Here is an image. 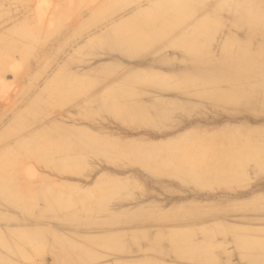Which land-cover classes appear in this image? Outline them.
Here are the masks:
<instances>
[{"label": "rangeland", "instance_id": "374dc122", "mask_svg": "<svg viewBox=\"0 0 264 264\" xmlns=\"http://www.w3.org/2000/svg\"><path fill=\"white\" fill-rule=\"evenodd\" d=\"M214 1L195 0V9L190 12L193 3L185 4L182 0L180 4L186 11L182 18H173L180 20L175 31L191 32V28L202 20L211 28L203 32L209 35L206 51L214 58H226L221 60V65H229L228 60L233 63L232 59L242 56L244 50L253 53L258 64H264V29L247 30L244 24L233 29L234 18L228 17L227 11L235 9L236 5L230 0ZM161 2L156 6L154 0H0V229L32 223L36 226L41 222L42 228L63 234L75 233L74 242L96 254V264H155L158 261L191 264L174 261L172 256L162 257L167 244L166 233L190 231L200 225L207 227V236L212 242L218 241L221 247L229 244L232 232L246 233L245 238L264 254V234H261L264 233V210H259L264 201V158L256 176L248 168L231 179L220 178L209 171L214 159H211L212 155L225 157L241 149L221 153V148L228 145V139L236 138L240 145L247 146L246 151L260 149L264 152V132L258 133L264 127V109L260 108L264 104L260 91L263 81L251 79L245 84L244 96L235 99L241 106H256L251 111L239 112L212 100H198L195 104L200 107L176 110L164 121L153 118L154 123L149 126L115 119L100 111L98 103L92 100L102 94V90L112 87V83L116 84L114 80L122 78L126 70L153 72L176 82L183 75L189 76L179 52H153L164 42L160 39L153 42L159 41V44L152 45V50L150 47L148 52L146 47L130 60L123 58L120 51L108 49L107 31L114 27L115 30L125 27L127 31L132 26L130 22L125 24L127 18L121 16L133 14L135 9L148 8L149 16L156 18L159 10L164 9ZM261 5L264 8L262 2ZM162 19L168 21V18ZM175 31L165 39H175L178 34ZM41 33L45 36L35 38L38 46L32 44L30 38ZM29 47L30 53H22ZM203 50L199 57L204 59L206 52ZM143 52L144 57H141ZM109 80L111 83L106 82ZM61 83H66L69 88L64 95L60 93L66 85ZM98 83H101L100 87ZM95 85L99 88L95 89ZM144 91L146 95L139 99L142 103H148L151 96H155L154 101L183 102L175 92ZM66 130L73 137L94 138L105 149L79 152L72 140L49 143L59 137V132ZM29 134L35 136V141L38 137V141L30 149L17 148ZM135 148L148 149L155 155L161 152L170 155L173 163L170 162L163 171L174 168L177 174L157 175L156 169L122 158L127 150ZM40 149L51 153L52 158L40 159L37 156ZM67 154L77 158L66 162ZM206 154L208 159L200 158ZM173 165H177V169ZM194 168L204 169L206 174L209 171L207 178H191ZM101 181V185L116 181L124 182V185L120 190L99 193ZM45 190L60 191L69 201L83 199L99 211L81 214V206L75 204L63 213L73 223H58L59 215L45 212L47 207L41 196ZM88 193L94 199L85 198ZM253 210L258 211L253 214ZM7 217L13 221L8 222ZM86 218L116 223L82 225L77 221ZM102 234L119 236L125 243L130 239L131 251L124 248L123 253H117L110 248H97L94 242ZM195 237L200 239L198 234ZM48 251V246L33 249L31 263L42 264L45 260L46 264H54V256ZM232 257L237 263L244 264L236 254ZM229 263L224 258H211L210 261V264ZM257 264H264V256Z\"/></svg>", "mask_w": 264, "mask_h": 264}, {"label": "bare ground", "instance_id": "6f19581e", "mask_svg": "<svg viewBox=\"0 0 264 264\" xmlns=\"http://www.w3.org/2000/svg\"><path fill=\"white\" fill-rule=\"evenodd\" d=\"M161 1H163L164 3L161 5V8L164 9L159 10V14L157 15L156 18H154V16L152 15L149 16L148 8L135 9L132 12L133 14H129L124 17L121 16V18H127L125 24L130 22L132 26H129L127 31L125 30V27L119 30L118 29L115 30L114 27L111 28L109 31H107V34L105 36L108 44V49L118 50L120 51L121 56L123 58L130 60V58L133 57L135 58V56L139 53V51L143 50L146 47L147 49L151 47L150 49L152 50V45L156 46V43L159 44L158 43L159 41L155 43L153 42L156 39H160L164 41L162 43L164 45L161 44L162 46L160 45L159 48L155 47L153 52H155V54H158L160 52L163 53L170 51L179 52L180 55H182L185 60L186 66L184 69L189 74V76L183 75L180 77V80L176 82V80H173V78L171 79L166 78L153 72H145V71L129 72L128 70H126L127 71L126 73L123 72L124 76H122V78H120L119 80L115 79L114 81H116V84L112 83L113 86L111 85L112 87H110L108 90L106 91L105 89L102 90L104 92L99 95H96L97 93H95L96 96H94L92 100L98 103L100 111L111 115L115 119L125 120V121L129 120L138 125L149 126L154 123L153 118H155V120L157 121H164L170 116L171 113H173L176 110H183V109L191 110L194 107H200L199 105L195 104L197 103L198 100H203V101L212 100L216 104L227 106L228 108L235 109L239 112L244 110H248V111L253 110L256 106L248 107L245 105L246 107H244L241 106V103H239L240 101H236L235 99L244 96V94L242 95V92L244 91L245 93V84L248 83L251 79L252 81L260 80L263 81L264 83V64H258L255 61L254 58L255 55L253 53L244 50V52H242V56H238L236 60L235 58L232 59L233 63H230V61L227 59L229 65L226 66L221 65V60L226 58L224 57L222 59L214 58L213 56H211L209 51H206L209 35L203 34V32L211 29L209 28V25H207L202 20H200L197 22V24H195L191 28L192 30L191 32H186L184 30L182 31L178 30L179 32L175 31L180 20L175 21L176 19L174 20L173 18H182L186 11L183 5L180 4L182 0H154L153 4L155 5L158 3L160 4L162 3ZM215 1L218 3L219 0H215ZM191 2L193 4L190 7L189 11L195 9L194 6L195 0H186V1L184 0L185 4L190 5ZM230 2L233 5H236L235 9L227 11V16L228 17L230 16V18H234V22L231 24L233 29L238 28L242 24H244V28H246L247 30L261 31L264 29V8H262L261 5V2L264 5V0H230ZM180 6L181 8H177ZM199 9L198 11L200 12ZM201 10H203V7ZM162 18H168V21L166 22V20H163ZM39 26H41V24H39ZM60 26L61 25L57 26V28L59 29ZM181 26L182 25H180L179 28ZM35 30L38 31L36 27ZM61 31H63V27L60 29V32ZM174 31L178 33L175 39L173 40L165 39L168 35H171V32L173 33ZM122 33L124 35H122ZM41 35L45 36L43 33H41L36 35L34 38L31 37L30 41L32 42V44H36L38 46V43L35 40V38L40 37ZM45 39L47 38L45 37ZM232 44L235 45V43ZM147 49H145V52L147 51ZM150 49H148V52ZM200 50L206 52V57L204 59L199 57L201 52ZM31 51L32 49L31 47H29L23 49L22 53L28 54ZM142 54L143 56H141ZM142 54L140 56L144 57V52ZM148 54L147 56H149ZM134 67L136 66L134 65ZM115 70L117 72V69ZM120 73L123 74L122 71ZM114 77H116V75ZM110 80L106 82H110ZM100 84L98 85L99 87ZM62 85L65 86L66 83ZM97 85L94 86L95 89H97L96 88L98 87ZM103 86L104 84L102 85V87ZM144 89L148 91L151 90V92H164V91L175 92L178 96L181 97V99H183V102L177 103L175 100L164 101L160 99H156V101H154L153 97L155 96H151L152 99L149 100V102L147 101L148 103H146L144 100L142 101H144L145 103L139 102V99H141L146 95L145 94L146 91H144ZM262 89H264V86ZM262 89L260 91L262 92V96L264 97V90ZM89 90H91V88ZM66 92H69V88L67 87V85L66 88H64L61 91V93L60 92L59 93L61 95H64ZM80 95H78V97ZM80 99L83 100V98ZM131 100H135L136 102ZM260 108L263 110L264 104ZM216 120L218 121L219 119ZM192 123H194V121ZM186 125H187V121H186ZM59 129L60 128L56 130ZM259 130L260 131L258 133L262 134L264 132V127ZM58 135L59 137L55 138L54 140H50L49 143L58 144V143H63L67 140H72L74 142V147H78L76 150H78L79 152H84L87 150L100 152L105 149L104 148L105 146L99 144L97 141H95L94 138L85 137L81 139L77 135H76L77 137H75V135L73 137V135L69 133V131L67 130L63 132H59ZM65 135L66 136L68 135V138L65 139ZM36 141H38V137L36 138ZM36 141H35V136H33V134L31 135L29 134V137H27L26 139H24L23 141L17 144V148L30 149L32 148L31 146L35 144ZM227 142L228 145H224L221 148L222 150L221 153H223L224 151L234 152L236 149H240V148L241 149L239 151H236L235 153H232L231 155L227 154L225 157H222L223 155L218 157L212 155L211 159L212 158L214 159L211 160L212 168L209 171H211L213 175L219 176L220 178L231 179L237 177L238 175H241L242 173H245V169L248 168V170L253 171L252 174L256 176L258 172H260L257 171V169L260 166V161L264 158V152H262V150L260 149L255 150V152L246 151L247 146L240 145L239 143L240 141L237 140L236 138L235 139L233 138L231 140L228 139ZM245 142L248 143L247 140H245ZM44 143L46 142L44 141ZM59 150L61 151V149ZM62 151H66V150H62ZM37 153H38L37 156L42 160H49L53 156V155L51 156V153H49L48 151L45 150L43 151V149H40ZM76 158L77 156L71 157L68 156L67 154V157L64 160L66 162H71ZM122 158L127 160H132L131 162L133 164L142 165L145 166L146 168L156 169L158 171L156 173L157 175L169 174V173L174 175V173L176 172L174 168L173 170L170 171L168 170L163 171L165 167H169V163L172 162V157L162 152L155 155L154 153H151L148 149L135 148L132 150H127L124 153V156H122ZM200 158L208 159L209 155L208 154L201 155ZM173 166L177 169V165H173ZM178 173L183 175V177L186 179L189 178L186 174L182 172H178ZM175 174H177V172ZM208 174H206V171L204 169L194 168L191 172V175H193L191 178L196 177L199 179H206ZM254 178L255 177H253V179ZM101 183L103 182L101 181L98 186L99 193L100 192L104 193L106 191H115V189L120 190L124 185V182H119V181L112 182L111 184L109 183L107 185L104 184L105 186L101 185ZM91 195L92 194L88 193V196H86L85 198L88 199L93 198V197H89ZM41 196L43 197V200L45 201V206L47 207L46 208L47 211L45 212L48 213L54 212L55 214L59 215L58 219L56 220L58 221V223H64V224L73 223L71 222L70 219L65 218L63 213L69 210L72 207V205L75 204L81 206V210H79V213L81 214L82 213L90 214L92 212L96 213L99 211L93 207L94 205L86 204L85 203L86 201H84L83 199L80 198L78 200L71 199L69 201L65 197V195L60 191L56 192L52 190H45L41 192ZM101 196L102 195H100V197ZM24 197L27 198V195H24ZM102 202H104V199ZM21 205L22 204H20V206ZM259 210H264V201L261 202V208H259ZM257 211L258 210H253L252 213L255 214ZM186 218L187 216L184 219ZM189 218H191V216H189ZM7 219L8 222L13 221L12 218L10 217H7ZM94 219L86 218L84 220L81 219L77 221L79 224L82 225L84 223H89V224H96L98 222L101 223V221L99 220H96L95 222ZM102 222L103 223L101 224H104V226L111 224L113 225L116 223L110 220L102 221ZM40 223L41 222H39V224H37L36 226H32L34 225V223H32L31 225L28 224L29 226L24 224L22 226H17L13 229L10 228L0 229V264H33L30 261L33 253L32 250L42 246H48V250H49L48 252L52 253L54 256V260H53L54 264H96L95 262L96 254L88 250L86 247L79 246V244L74 242V240L76 239L74 238L75 233L63 234L60 231L52 230L51 228H50L51 230L42 228L40 227L41 225ZM52 226L54 227L55 225ZM206 228L207 227L200 225L196 228H193L190 231H182V232L171 231L166 233L167 244H166L165 252L162 255V257L172 256V259L174 261L177 260L180 263L181 261L182 263L183 261H188L191 264H210L211 258L212 259L224 258L228 260L231 264H238V263L240 264V262L237 263L235 260H233L232 255L234 253L241 260V263L243 262L244 264H257V261L264 256V254H261V252L263 251L260 250L259 247H257V245L252 243L249 239L245 238L247 236L246 233L244 235L241 234L242 232L241 233L230 232L231 238L229 240V244L227 246H225L226 244H222L225 247L223 246L221 247L220 244H218V241L212 242L210 240V238L207 236L208 229ZM61 231L63 232L64 229L61 228ZM189 233H192V235L191 234L189 235ZM195 234L196 235L198 234L200 236V239H197L195 237L196 236ZM78 237H80V235H78ZM82 238H84V236ZM128 241L130 243V239ZM94 243L97 248L98 247L110 248L112 250L117 251V253H123L122 251L125 249H127V251L128 250L131 251L132 249V246H130L129 243L127 242L125 243L119 240V236L117 238H114V237H107V235L103 236L102 234L97 240H95ZM220 247L221 249H219ZM48 257H50V255ZM44 261L42 264H46ZM53 261L51 263H53ZM155 264H163V263L158 261L155 262Z\"/></svg>", "mask_w": 264, "mask_h": 264}]
</instances>
